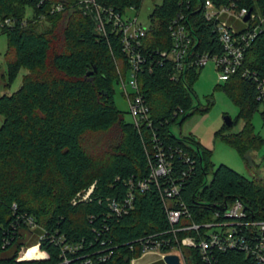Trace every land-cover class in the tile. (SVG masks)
I'll return each instance as SVG.
<instances>
[{
	"label": "trees",
	"instance_id": "obj_1",
	"mask_svg": "<svg viewBox=\"0 0 264 264\" xmlns=\"http://www.w3.org/2000/svg\"><path fill=\"white\" fill-rule=\"evenodd\" d=\"M186 1L163 0L150 16L138 84L150 106L152 126L138 129L125 120L114 100L116 61L123 63V77L130 69L122 35L110 30L106 36L99 34L93 14L85 13L78 0H0V22L7 18L14 22L2 33L8 36L9 49L7 76L0 79L9 87L26 70L21 88L0 97L4 118L0 126V264H62L63 248L69 243L81 247L68 254L73 264H132L147 243H161V251L167 253L175 244V234L161 189L170 182L161 178L157 184L151 179L160 151L172 156L173 179L183 178L180 200L191 217L183 218L179 227L220 221L222 216L217 219L216 215L238 200L249 220L264 221V178L249 179L224 164L215 168L211 152L195 138L172 133L174 125L207 112L211 104H195L193 86L201 69L173 79L174 66L162 57V51L172 46L170 22L183 11L195 35L196 50L223 52L214 23L202 14L205 0H191L189 9ZM143 2L97 0L119 14L132 7L139 10ZM58 3L66 10L49 14ZM239 4L259 9L264 19V0H239ZM28 10L40 18L26 19ZM41 17H46L42 23ZM243 65L264 79V32L246 51ZM224 83L240 107L244 125L233 133L235 122L224 124L216 137L236 149L255 174L259 165L254 154L264 146V138L252 124L253 114L261 108L256 85L241 72ZM114 130L115 138L107 139ZM145 181L147 188L142 189ZM115 206L122 209L121 214ZM31 227L36 243L30 247L40 246L48 255L46 260L20 261L24 232ZM207 230L176 234L179 239L194 236L200 242ZM182 250L187 264H202L198 248ZM41 251L31 249L33 258L43 257ZM219 258L222 264H253L240 252Z\"/></svg>",
	"mask_w": 264,
	"mask_h": 264
},
{
	"label": "built area",
	"instance_id": "obj_2",
	"mask_svg": "<svg viewBox=\"0 0 264 264\" xmlns=\"http://www.w3.org/2000/svg\"><path fill=\"white\" fill-rule=\"evenodd\" d=\"M79 6L85 9L86 13L93 14L96 31L99 34L106 36L110 30L122 35L124 49L130 63L128 73H130L131 79L126 84V77L121 76L119 82L123 85L130 114L134 119L133 123L138 129L144 125L152 126L150 106L140 93L138 84V76L145 62V57L141 53L142 40L147 36L149 28H144L138 24L136 17L124 19V14L116 13L113 8L99 5L97 0H79ZM186 7L191 8V0L186 1ZM65 10L66 6L58 3L53 4L48 13L53 15ZM128 10H135V8L132 7ZM201 11L207 21L214 23V31L218 35L223 52L211 54L196 50L195 35L188 24L186 14L181 11L172 19L168 28L172 46L169 50L162 51V57L172 62L174 66L173 79H179L188 70L203 69L209 63H213L217 68L221 82H227L241 72L243 78L256 85V100L263 107L264 118V79L260 78L257 73L250 72L243 65L246 51L264 32V19L259 9L254 11L242 7L239 0H226V2L219 4L213 0H205L201 6ZM249 14L250 18L245 21ZM13 23L11 18L1 21L0 34L11 28ZM26 23L25 21L24 24ZM128 88L132 90V93H129ZM171 158L160 151L158 165L153 168L151 179L157 184L161 178L170 182L161 189V195L169 220L174 227L175 244L170 247L167 253H163L161 243H147L144 246L143 254L157 252L163 258L167 255H177L182 264H187L182 249L198 248L202 264H222L219 255L228 252L244 253L253 264H264V221L249 220L245 206L239 200L231 204L222 215H216L217 219L222 216L220 221L217 220L203 226L195 224L188 227L178 226L183 218H190L191 213L180 200L183 178H177L176 181L173 179L174 167L170 161ZM186 162H190L188 157H186ZM183 175H186V172ZM140 186L142 189H146L147 182H142ZM91 192L92 189L89 190L84 199H87ZM127 202L130 203V200ZM114 209L117 214H121L122 209L117 206ZM203 227L208 230L200 242L194 236L179 239L176 234L178 231L199 230ZM38 247L41 250L40 246ZM80 248L79 244H65L62 264H73L68 254L75 253ZM47 258L48 255L45 253L42 258L25 259L20 257V261H34V259L40 261ZM103 260L101 258V261ZM86 264H91V262Z\"/></svg>",
	"mask_w": 264,
	"mask_h": 264
},
{
	"label": "rangeland",
	"instance_id": "obj_3",
	"mask_svg": "<svg viewBox=\"0 0 264 264\" xmlns=\"http://www.w3.org/2000/svg\"><path fill=\"white\" fill-rule=\"evenodd\" d=\"M162 3L163 0H144L143 5L139 10H128L124 14V19H133L136 17L138 24H141L144 28H149L151 26L150 16L155 6L161 5ZM27 15L28 18L26 19L30 18V21H37L36 19L40 18V15H38L33 10H28ZM44 19H46V17H41L39 22L42 23ZM8 49V36L0 34V76L3 74L7 76L8 63L6 60V53ZM122 73L123 63L116 61L114 76L116 81L113 83L114 100L117 108L124 113L125 120L131 123L134 121V119L130 114V107L123 85L120 82H117V80L119 81L121 76H123ZM25 74L26 70H21L9 87L6 86L5 79H0V97L4 95H12L18 91L22 86ZM130 79V73H128L125 80L126 84L129 83ZM224 86L225 83L220 81V74L213 63H209L206 67L201 69L199 78L193 86L195 92V104L200 105L201 107H208L209 104H211V106L205 113H196L188 117L182 125H174L172 127V133L178 137L195 138L203 148L211 152V162L214 164L215 168L221 164H224L249 179L253 178L254 176L258 178H264V146L262 150L254 154L257 164L259 165L255 169L254 174L247 169L241 155L236 149L230 147L225 142L216 137V133L221 130L225 124V117H230L232 121L235 122L231 130L233 133L240 132L244 125L243 120L239 119L240 107L227 94ZM128 91L129 93H132L130 88H128ZM262 112L263 107L259 108V110L253 114L252 124L256 134L264 138V118L262 116ZM3 121L4 118L0 115V126H2ZM115 135L116 131L114 130L110 134H107L106 138L112 140L115 138ZM35 238L36 235L34 234L32 227L28 231L24 232L25 240L19 253L21 258H25L31 249H39L38 246L30 247V245L36 243V240H34ZM41 253L43 252L41 251ZM43 256H45V253H43ZM38 260L39 259H34V261Z\"/></svg>",
	"mask_w": 264,
	"mask_h": 264
},
{
	"label": "crops",
	"instance_id": "obj_4",
	"mask_svg": "<svg viewBox=\"0 0 264 264\" xmlns=\"http://www.w3.org/2000/svg\"><path fill=\"white\" fill-rule=\"evenodd\" d=\"M133 264H166L161 254L150 252L143 254L140 258L135 259Z\"/></svg>",
	"mask_w": 264,
	"mask_h": 264
},
{
	"label": "water",
	"instance_id": "obj_5",
	"mask_svg": "<svg viewBox=\"0 0 264 264\" xmlns=\"http://www.w3.org/2000/svg\"><path fill=\"white\" fill-rule=\"evenodd\" d=\"M250 18V14L246 17L245 21ZM225 124L227 126H232L233 121L230 117H225ZM166 264H182L180 261V257L177 255H167L163 258Z\"/></svg>",
	"mask_w": 264,
	"mask_h": 264
},
{
	"label": "bare ground",
	"instance_id": "obj_6",
	"mask_svg": "<svg viewBox=\"0 0 264 264\" xmlns=\"http://www.w3.org/2000/svg\"><path fill=\"white\" fill-rule=\"evenodd\" d=\"M29 258H33L31 250L29 251V253L25 257V259H29Z\"/></svg>",
	"mask_w": 264,
	"mask_h": 264
}]
</instances>
